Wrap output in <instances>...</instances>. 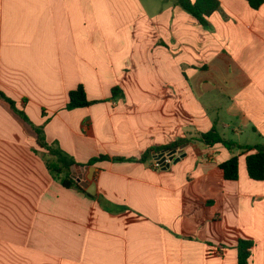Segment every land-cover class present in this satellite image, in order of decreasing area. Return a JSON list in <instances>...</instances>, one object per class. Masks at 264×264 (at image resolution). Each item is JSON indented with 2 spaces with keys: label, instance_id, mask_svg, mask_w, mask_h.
I'll list each match as a JSON object with an SVG mask.
<instances>
[{
  "label": "crops",
  "instance_id": "crops-1",
  "mask_svg": "<svg viewBox=\"0 0 264 264\" xmlns=\"http://www.w3.org/2000/svg\"><path fill=\"white\" fill-rule=\"evenodd\" d=\"M218 1L202 26L176 0H0V92L28 118L0 97V264H238L239 240L264 264L241 149L264 144V3ZM78 85L97 103L67 110ZM36 128L78 164L111 158L94 195L50 174ZM179 139L169 166L139 160Z\"/></svg>",
  "mask_w": 264,
  "mask_h": 264
},
{
  "label": "trees",
  "instance_id": "trees-1",
  "mask_svg": "<svg viewBox=\"0 0 264 264\" xmlns=\"http://www.w3.org/2000/svg\"><path fill=\"white\" fill-rule=\"evenodd\" d=\"M252 9H259L264 3V0H245ZM176 4L194 17L202 26L208 24V18L220 8L218 0H176ZM118 92V88L112 89L113 96ZM0 97L4 99L10 106L21 116L24 120L28 121V118L15 108V104L12 100L7 98L0 92ZM97 103V101H90L87 98L85 89L82 85H78L77 88L71 90L68 94V103L66 105L67 110L76 108H82L91 104ZM39 146L47 150L48 154L45 158V164L50 174L58 180L65 188L76 189L77 191L86 193V190L80 186V184L72 176V167L78 163L75 162L68 154L59 149L56 145H49L45 141L42 128H36ZM199 140L205 144L212 145L220 143L227 149L231 150L235 144L229 140H225L215 129H212L206 133H201ZM188 142L186 139L176 140L168 145L160 146L156 148H149L139 159L145 161L153 153L154 155L173 152L179 147L185 145ZM240 147V146H237ZM244 150L245 166L248 176L252 180L264 179V144H257L254 146L241 147ZM111 160L108 156L101 155L90 159L85 165L78 164L80 166H93L98 161ZM116 161H121L122 158H116ZM219 168L222 171L223 177L226 180H236L238 177V156H233L229 160L221 163ZM89 194V193H87ZM252 243L250 241L239 240L237 245V263L248 264L250 257V248Z\"/></svg>",
  "mask_w": 264,
  "mask_h": 264
},
{
  "label": "water",
  "instance_id": "water-1",
  "mask_svg": "<svg viewBox=\"0 0 264 264\" xmlns=\"http://www.w3.org/2000/svg\"><path fill=\"white\" fill-rule=\"evenodd\" d=\"M180 152V150H179ZM176 151L173 152H168V154L171 156V158H173V156L175 155ZM163 153L159 154L158 156L162 155ZM179 159V158H178ZM177 161V158L174 160V162ZM74 167L80 171H77L75 175H72L73 178L80 184L81 187H83L87 193H89L90 195H94L95 194V186L86 178L87 173L89 172V174L92 171V167L91 166H80L78 164L74 165ZM82 171V172H81Z\"/></svg>",
  "mask_w": 264,
  "mask_h": 264
},
{
  "label": "built area",
  "instance_id": "built-area-1",
  "mask_svg": "<svg viewBox=\"0 0 264 264\" xmlns=\"http://www.w3.org/2000/svg\"><path fill=\"white\" fill-rule=\"evenodd\" d=\"M159 154L155 155L153 167L156 169L162 168L164 166H169L172 162L171 156L168 152L163 153L162 155L158 156Z\"/></svg>",
  "mask_w": 264,
  "mask_h": 264
}]
</instances>
